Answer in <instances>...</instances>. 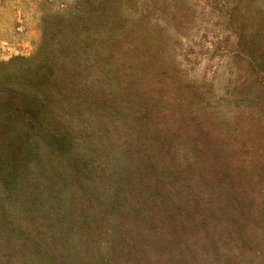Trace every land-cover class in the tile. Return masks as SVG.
I'll return each mask as SVG.
<instances>
[{
  "label": "trees",
  "instance_id": "1",
  "mask_svg": "<svg viewBox=\"0 0 264 264\" xmlns=\"http://www.w3.org/2000/svg\"><path fill=\"white\" fill-rule=\"evenodd\" d=\"M70 8L0 62L19 61L0 76V264H229L233 242L259 248L264 0Z\"/></svg>",
  "mask_w": 264,
  "mask_h": 264
},
{
  "label": "rangeland",
  "instance_id": "2",
  "mask_svg": "<svg viewBox=\"0 0 264 264\" xmlns=\"http://www.w3.org/2000/svg\"><path fill=\"white\" fill-rule=\"evenodd\" d=\"M73 3L74 0H0V62L32 54L41 39L44 23L60 13L68 19ZM17 64L19 61L14 59L5 67L0 66V76L4 71L17 69ZM204 64L200 62L199 70ZM225 76H221L218 85H223ZM229 264H264V241L257 249L233 242Z\"/></svg>",
  "mask_w": 264,
  "mask_h": 264
}]
</instances>
